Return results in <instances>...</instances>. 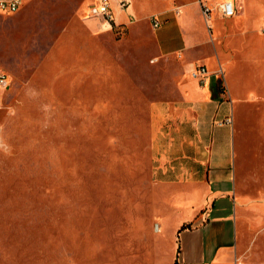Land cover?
<instances>
[{"label":"rangeland","instance_id":"374dc122","mask_svg":"<svg viewBox=\"0 0 264 264\" xmlns=\"http://www.w3.org/2000/svg\"><path fill=\"white\" fill-rule=\"evenodd\" d=\"M91 3L28 0L0 14V74L11 81L0 94V264H177L194 243V205L170 202L185 191L177 189L156 208L152 173L151 105L168 97L179 67L159 54L151 16L164 32L182 2L133 0L132 19L113 31L91 16ZM198 9L187 14L198 55L220 56L221 16L202 21ZM256 35L257 43L228 40L231 58L219 59L221 81L247 103L264 99V30ZM238 134L231 208L224 199L207 205L204 264L233 252L238 264L264 262L263 105Z\"/></svg>","mask_w":264,"mask_h":264},{"label":"crops","instance_id":"0c3cea01","mask_svg":"<svg viewBox=\"0 0 264 264\" xmlns=\"http://www.w3.org/2000/svg\"><path fill=\"white\" fill-rule=\"evenodd\" d=\"M131 1L133 4V0ZM180 1L182 8L180 7L178 15L171 9L161 14L166 15L170 10L173 14L166 19L170 24L166 31L160 32L161 27L156 30L153 28L159 54L162 58L175 62L179 68L175 74L178 81L169 89L168 97L151 105L152 173L159 189L155 197L156 203L160 205L156 208L161 207L164 210L165 201L168 199L166 191L177 189L185 191L170 202L179 203V207H185L184 204L194 205L197 221L195 227L189 229L194 236V243L190 239L191 243L188 244L190 254H187L185 261L180 260L179 256L177 264H204L203 251L206 250L204 230H208L211 224L208 218L214 213V208L207 205L224 199L227 201L224 207L231 208L238 161L239 122L243 118H248V114L254 113L256 107L264 106V99L254 103L243 102L233 85L221 81L219 76L223 69L219 68L221 65L219 59L231 58V55L225 52L227 47L224 46L230 39L240 40L251 35L256 43L259 41L256 33L257 30H264V7L254 0H242L238 6L232 1L236 6L237 15L233 18L221 16L222 25L216 26L220 47L224 51H221L219 56V50L216 48V56L204 57L198 55V39L193 40L190 36L192 27L196 25L187 14H191L197 7L204 18L202 21L207 19L198 0ZM126 12L119 10L116 12L119 26L132 19L126 17ZM154 17L158 16L152 15L151 22ZM243 17L252 18L251 30ZM158 18L162 26V20ZM100 24L102 25V22ZM223 25L230 29L227 27L224 29ZM225 31L232 32L233 37H223ZM203 66L208 71V78L201 83L192 77V73ZM229 120H232V124L228 123ZM241 148L243 149L242 144ZM205 207L207 208L203 209ZM200 216L203 218L207 216V222H198ZM159 219L163 221V218ZM199 223L201 226H198ZM218 250L229 249L225 248V245H220ZM230 255H234L233 259L223 260L222 263L217 259L213 263L238 264L239 254L237 257L234 252ZM261 261L264 264L262 259Z\"/></svg>","mask_w":264,"mask_h":264},{"label":"built area","instance_id":"2783aa9c","mask_svg":"<svg viewBox=\"0 0 264 264\" xmlns=\"http://www.w3.org/2000/svg\"><path fill=\"white\" fill-rule=\"evenodd\" d=\"M27 2L28 0H0V14H16L22 10ZM198 2L207 20L213 14H218L223 18H233L237 15V9L233 2H226L219 5H210L207 0H198ZM131 3V0H92L90 13L92 17L102 22L103 28H106L108 31H113L119 27L116 12L118 10L126 12ZM152 25L155 30L159 29L161 27L160 19L158 17L152 18ZM192 77L204 83L205 79L208 78L206 67L203 66L195 69ZM10 85L11 81L9 77L6 74H0V94L2 91L10 88ZM228 123L232 124V120H229Z\"/></svg>","mask_w":264,"mask_h":264}]
</instances>
